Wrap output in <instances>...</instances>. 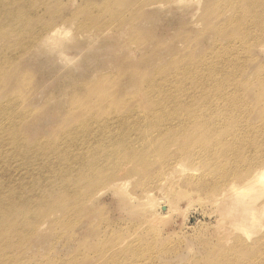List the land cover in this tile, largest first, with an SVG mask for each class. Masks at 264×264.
Returning a JSON list of instances; mask_svg holds the SVG:
<instances>
[{
	"label": "rangeland",
	"instance_id": "rangeland-1",
	"mask_svg": "<svg viewBox=\"0 0 264 264\" xmlns=\"http://www.w3.org/2000/svg\"><path fill=\"white\" fill-rule=\"evenodd\" d=\"M105 1L14 0L9 6L14 16L27 3L38 11L25 19L26 32L20 25L9 27L15 29L14 34L0 32V203L15 204L30 197L32 209L27 212L19 201L18 213H0V255L6 257L0 264H250L263 259L264 247L261 251L259 245L264 239V216L249 241L239 239L241 235L230 225L246 218L242 202L228 193L219 196L221 191L210 188L170 195V215L150 225V233L139 234L138 249L112 258L119 247L111 245L148 220L140 205L129 212L123 196L133 194L142 202L141 192L152 189L160 197L154 187L139 185L148 174L166 172L154 154L149 168L138 163L137 157L151 150L149 144L170 156L167 162L183 165L182 178L173 183L176 179L184 182L188 170L199 166L201 171L203 166L198 149L188 146L189 128L175 139L161 134L153 140L152 127L125 121L133 110L127 107L134 105L128 102L130 93L136 95L147 83L190 70L234 71L252 107L251 114L241 118L239 156L264 154L260 145L264 142V104H254L264 98V39L251 38V34L243 39L250 30L242 35L234 23L241 8L233 10L222 0H109L117 15L102 13ZM241 4L246 6L243 0ZM260 11L264 15V8ZM50 28L67 33L62 39L67 47L61 62L56 56L50 61L41 54L45 50L41 39ZM129 77L133 83L124 86ZM125 87L127 93L113 97L102 110L92 99L96 95L88 98L90 91ZM113 114L123 117L110 118ZM230 119L223 120L228 142L233 138ZM13 137L18 142L9 146ZM227 141L219 146H226ZM118 143L121 146L116 150ZM263 164L264 160L255 166ZM250 168L244 167L241 173ZM243 178L231 176L228 181L239 186ZM123 182H128L124 192L110 188ZM96 190L100 192L94 196ZM35 214L38 226L34 223L31 229L29 221ZM20 218L22 225H18ZM39 224H44L42 229L36 228ZM97 256L103 260L94 263Z\"/></svg>",
	"mask_w": 264,
	"mask_h": 264
},
{
	"label": "bare ground",
	"instance_id": "bare-ground-1",
	"mask_svg": "<svg viewBox=\"0 0 264 264\" xmlns=\"http://www.w3.org/2000/svg\"><path fill=\"white\" fill-rule=\"evenodd\" d=\"M13 1L14 0H0V32L6 33V35L7 33L14 34L15 29L11 30L9 29V27L16 25H20L21 28L26 32L27 24L25 22V19L35 16V13L37 15V11H38L36 8L33 7V3H29V4L27 3V6L26 7L24 6V11L20 15L14 16L13 15L14 9L13 11H9L10 10L9 6L13 3ZM222 1L228 6L232 5L230 7H232L233 10L236 9L238 11L239 8H241V10L237 12L238 15L236 14L234 18V23H236V26H240L239 28H241L240 32L242 33V35H244L245 31H247L248 29L250 30L245 33V36H242L243 39L249 36L250 34H251V38L253 36V38L256 39H264V19H263L264 15L262 11H260L261 9L264 8V0H243L246 6H243L241 4V0H222ZM105 2L107 4L102 9V13L105 14L106 12L109 15H113L114 13L112 11V2L109 0H106ZM43 8L46 9L48 7H43ZM10 13H12V15ZM238 16L240 17L239 20H238ZM241 19H243V22H241ZM60 31L61 30L59 28H54V29L50 28L45 31L41 39V44L45 46V50L41 51L42 52L41 54L47 55L50 61L54 60L55 56L58 62L65 60L63 54L67 47V44L63 42L62 39L65 37L64 35H66L67 33L62 35V32ZM238 41L240 43V40ZM90 42L91 40H89V43ZM92 45L88 47H93ZM207 67L208 66H206V68ZM222 71H217V72L207 71L206 73H201L195 70H190L185 74H174L172 78L167 80H162L159 78L157 82L147 83V85H144V87L142 86V88H139L140 93L136 95H133L132 94L133 92L130 93L128 102L130 101L134 105L127 107V109L131 108V110L132 109L133 110L131 111V115L124 120L131 121L132 123L130 124L133 126L136 125L142 127L144 124H146L145 125L146 127L147 126L152 127L155 133V137L153 136L154 134L152 135L153 132L150 135L153 136L154 138L153 140H155L161 134L165 135V137L171 136L172 139L173 138L175 139L176 137H179L181 135H186L187 132H185L184 129L187 130L189 128L190 133H189V138L187 140L189 142L188 146L191 147L193 145L192 147H196L198 149V156L201 155L200 164H203V166L201 171L198 169L199 166L197 168L194 167V170H188L187 173L190 174L189 177H187L188 175L185 176L187 178L185 180L183 179L184 182L180 183V181L177 179L181 174H183V172H185V170L183 169V165L175 163L173 161L167 162L170 156L166 157V154L158 149L159 147H155V145L153 146V144L151 145L149 144V148L151 150H148L146 154L144 153V156L142 154V156L137 157L138 163L141 164L143 163L149 168L151 166L150 164L155 162L156 159L155 157L158 158L160 157V164H161L160 169H162L163 167V169L166 172L164 174H160V176L158 173H157L158 175L156 173L152 175L148 174L147 176H145L144 178L145 180L139 183V185L143 187L148 185L149 187L150 186L154 187V190L158 191L160 197L159 198L156 197L152 193L151 191L152 189L151 190L144 189L141 192L140 196L142 202H140L139 199L135 198L133 194H125L123 196L124 200L127 202V206H129L130 208L129 212H132V210L134 209V205H140V208L144 212L143 217L148 220L145 223L146 224L145 226L142 227L140 224L141 228L140 229L135 228L134 231H132L127 237L122 238L116 243L114 242L112 245L110 243L111 247L114 249L116 247L117 248L119 247L120 249L124 247V249L122 250H119L118 248L116 249L117 250L116 252L111 253L112 258L113 257L121 258L126 253L125 251L126 250L130 251L131 248L138 249L139 234L148 232L150 225L156 224L158 221H160V217H162V219L164 220L168 215H170L171 211L173 210V206L170 203V195L175 194L180 190L190 189V191L195 190L199 192L202 190L201 192H204L203 189L210 188L212 189L211 191L213 192H217V190L221 191L219 196H223L225 193L231 194L233 195V197H236L242 202V205L245 208L246 218L237 222H231L230 228H233L234 231L238 232V234L241 235L239 239L245 241H249L252 236V232L254 230L259 229L258 227L260 225L262 217L264 216V164L259 166H255V165L258 162L264 160V154L260 152H255L254 157H249L246 159H243L239 156L240 153L239 151L240 149H242V147H240L241 145H240L239 133H238L241 131V123H242L241 118L243 117L246 118V116H249L252 112L250 111L252 107L248 106V104L246 103L247 101L245 95L247 92L242 93L243 86L239 83L237 79L238 74H236V72L234 71L229 72L230 70L228 71V69L227 71L226 70L223 72ZM133 79L134 78L131 77L127 78L124 86H126L127 83H133ZM128 90L129 89L126 87L124 89H121V91L120 89L117 90L112 89V91L109 90L102 91L97 89L95 91H90L88 93V98L96 95V97L92 99L95 101L94 103L96 104V106L98 108L100 107L102 110V108L104 109L107 107L108 102L110 100H113V97L116 98L118 95H120L121 93H125ZM106 93L108 94L107 98L105 97ZM136 97L139 99H137ZM140 98L142 101L139 103ZM85 101L86 100L82 101L81 106H84L83 102ZM254 104L258 106L264 104V98L261 97L257 98V101ZM135 108H140L141 110L137 111V109ZM227 116H229V118H232L234 123V124L230 123L232 124L231 127L233 129V133H231L233 134V138L230 142H228L227 141L228 139H226L228 138L229 135L227 136L223 134V128L226 127L223 123V120H225ZM112 117L120 118L123 116L122 115L118 116L113 114L110 118ZM245 118L242 120L244 121ZM232 119H230L231 122ZM235 120H236V125H235ZM245 123H247V120ZM225 124L228 125V122L226 121ZM261 129L262 131H264L263 128ZM150 130H147L148 131L147 133H149ZM213 133H215V135H213ZM224 136L227 137L225 138ZM255 136L253 137L255 138ZM117 141L118 139H116V142ZM225 141H227L226 146H219L221 142H225ZM252 141L253 140H251V142ZM17 142H18L17 137H13V138H9L8 144L9 146H12L15 145ZM110 145H112V143ZM249 145H245V147L246 146L248 147ZM260 145H264V142L260 143ZM120 146L121 145L118 143L117 146H115V149L119 150ZM253 146H259V144ZM166 148L167 147H165V150ZM149 152L150 154H147ZM153 154L155 155L154 160L152 159L153 158L152 156H154ZM183 154H187V153H183ZM196 156L194 155L195 158ZM158 158H157V163H158ZM113 162H114V158H113ZM99 163L100 160L97 161L98 165ZM244 167L246 168L251 167L252 169L251 168H250L251 170L248 169L250 171L243 178L242 176L248 171L247 170L245 173H241L242 172L241 170ZM164 170H161V172ZM131 171L132 170L130 169V172ZM231 176H235L238 179L243 178L242 184L237 186L235 185V183H231V181H228ZM175 178H177L175 180L177 182L173 183ZM127 184L128 182H123L121 184H113L110 188L117 192H121V191L124 192V187ZM86 192H88V189L86 190ZM99 192L100 190L95 192L94 196H97ZM183 193H185V195L187 196L189 195L187 191ZM183 196H179V198H183ZM6 197H3V199H5ZM29 198L30 197L27 198L24 197L19 200L21 204H23L22 207L28 208L27 212L29 211L31 212L32 209V203L28 200ZM18 202H16L15 204L7 203L6 200L4 202H1L0 213L4 215L7 214L14 215L15 213H18L15 210L18 208L17 205ZM1 210L5 212L3 213L1 212ZM38 217L39 216L35 214L32 217L33 218L32 221H29V224L32 225V227H30L31 229L33 228L34 223L35 224L37 223L39 219ZM21 220H22L21 218L20 220H18L19 221L18 225H22V223L24 222ZM43 225L44 224H39V227L36 228L42 229ZM262 240L263 241H261L259 245L261 251L263 250L262 247H264V239ZM147 252L149 253V251ZM261 258L262 256L260 257V259H258L257 262H263L264 257L263 259ZM5 259L6 257L0 255V262H2ZM94 260H95L94 263H99L100 261L103 260V256L94 257ZM253 260L250 264H257V262ZM6 262L5 264L8 263Z\"/></svg>",
	"mask_w": 264,
	"mask_h": 264
}]
</instances>
